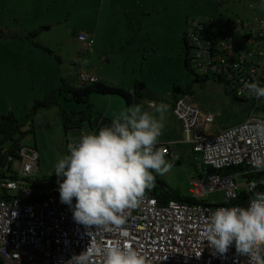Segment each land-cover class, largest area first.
<instances>
[{"label":"built area","instance_id":"2783aa9c","mask_svg":"<svg viewBox=\"0 0 264 264\" xmlns=\"http://www.w3.org/2000/svg\"><path fill=\"white\" fill-rule=\"evenodd\" d=\"M231 24L232 28L193 19L187 22L184 38L189 69L199 77L222 83L227 92L247 102L258 115L251 112L242 123L208 135L206 126L214 123L216 114L204 113L187 95L174 99L172 112L184 138L157 147L165 150V158L175 160L178 146L189 145L198 157L199 167L209 170L189 181L191 202L170 200L163 205L146 193L142 204L128 212L123 226L127 236L120 231L88 235L73 221L69 207L59 202L58 178H38L36 156H24L21 149L18 159L8 156L7 166L0 167V218L10 221L7 229L6 222L0 225V264H67L88 246L96 249L91 264H102L101 249L117 239L146 255L150 264H246L233 248L222 255L215 253L202 236L211 211L247 207L250 197L264 192L259 190L264 187V171L253 166V153L262 149L250 133L255 122L264 120V102L249 98L244 88L251 82L264 86V21L236 19ZM76 40L82 44V53L91 51L93 40L87 32H78ZM74 75L78 86L98 81L81 67ZM5 170L19 171L22 177H6ZM10 191L17 194L8 196ZM215 193L223 202L205 201L206 196Z\"/></svg>","mask_w":264,"mask_h":264},{"label":"rangeland","instance_id":"374dc122","mask_svg":"<svg viewBox=\"0 0 264 264\" xmlns=\"http://www.w3.org/2000/svg\"><path fill=\"white\" fill-rule=\"evenodd\" d=\"M7 8L20 10L23 16L21 24L27 33L40 27L48 28L41 30L35 41L50 49L52 54L36 48L41 53L38 54L39 65L43 68L34 74L39 82L44 79L48 93L60 85L64 71L81 62L91 73L105 81L120 84L125 90L131 88L135 80L141 81L145 85L142 91L145 99L141 102L145 110L152 111L154 104L164 103L169 106L166 114L169 118L174 86L184 89L190 85L188 99L203 111L217 114L215 125L218 128L236 126L252 112L249 104L227 94L222 83L212 80L193 83L194 75L184 67L181 38L186 19L207 25L227 24L230 28L236 19L249 21L256 17L264 20L261 0H9ZM2 17L7 18V15L2 14ZM79 31L87 32L93 40L91 51L85 54L82 53V44L75 38ZM72 78L75 79L74 74ZM147 97L158 98L161 102ZM2 100H5L4 96ZM2 100L0 109L3 110ZM89 103L94 118H98L99 113L113 118L127 108L124 101L116 96L93 95ZM32 106L28 112L32 111ZM64 106L67 109L77 107L73 103ZM252 113L258 115V111ZM24 114L19 111L15 116L19 119ZM32 119V123L27 122L25 127H31L33 133H28L19 145L27 157L34 156V148H37L38 178L54 177L55 173L49 174L54 170L57 159L67 154L65 145L70 137H66L55 108L38 110ZM8 147L9 144L4 145V148ZM188 158L184 154L179 165L157 176L183 198H189V181L206 173L194 171L195 166ZM5 174L10 178L22 177L16 170H5ZM16 194V191L7 193L8 196ZM220 200L219 193L205 197L209 204H217Z\"/></svg>","mask_w":264,"mask_h":264},{"label":"clouds","instance_id":"9594fccd","mask_svg":"<svg viewBox=\"0 0 264 264\" xmlns=\"http://www.w3.org/2000/svg\"><path fill=\"white\" fill-rule=\"evenodd\" d=\"M244 88L249 98L264 102V86L251 82ZM168 110L164 103L154 104L152 111L144 110L141 104L129 106L115 114L109 124L86 131L68 143L67 154L57 159L49 175L55 173L58 178L59 202L69 207L73 221L88 235L120 231L127 236L123 226L129 210L142 204L157 176L173 168L165 150L157 147ZM250 133L262 149L253 153V166L264 171V120L255 122ZM5 222L7 229L10 221L0 218V225ZM202 236L217 254L233 248L246 264H264V192L250 197L247 207L211 211ZM101 251L102 264H150L146 255L119 239ZM95 252L88 246L67 264H91Z\"/></svg>","mask_w":264,"mask_h":264},{"label":"crops","instance_id":"0c3cea01","mask_svg":"<svg viewBox=\"0 0 264 264\" xmlns=\"http://www.w3.org/2000/svg\"><path fill=\"white\" fill-rule=\"evenodd\" d=\"M21 1L22 0H20V2ZM8 3H9V0H0V30H2V33H3V36L0 37V100H2V96L5 97V100H2L4 106H3V110L0 109V116L11 113L16 120L20 121L19 119H21L23 116L25 117L27 113L28 114L30 113L28 112V110H31L30 108L33 105L34 100L43 99L44 96L48 93V91L46 90L44 79H42L39 82V78L34 75L36 72L42 71V68H43L41 67V65H39L40 57L38 54L41 55V53H38L37 51L38 49L33 47L31 44L19 38V36H24L27 33L26 30L25 31L23 30V27L21 24L23 16L19 9L7 8ZM9 12H11V14H9ZM2 14H6L7 18L2 17ZM253 18H256V17H253ZM256 19H259V18H256ZM259 20H262V19H259ZM187 22H188V19H186L185 21V30H186ZM38 29H34V30H38ZM34 30H31V31H34ZM14 36H18V37H14ZM75 38H76V34H75ZM78 67L83 68L89 74L95 75L94 73H91L90 71H88L89 69H87V67H84L80 62L79 64L73 65L71 68L64 71L63 74L60 76V81L63 78H67V77L72 78L73 74H75L76 68ZM95 76L98 78V80L102 82L110 83L114 86L121 88L120 84H115L114 82L105 81L99 78L97 75ZM131 88L126 89V90L130 91ZM176 97H179V96H176ZM173 101L174 99H172V102L170 105L171 112H172ZM64 108L67 109L66 106H64ZM198 108L201 111H203L200 107ZM72 109L73 108H70L67 110H72ZM78 110L83 111L84 107H79ZM19 111H22L25 114L18 119L17 116H15V113ZM203 112L207 113L209 111H203ZM172 115H173V112H172ZM172 115L170 118L168 116L165 119L166 126L164 129V134L160 139V143L180 141L184 138L180 122L176 118H173ZM99 116H101V118H107L106 116L101 115V113H99ZM107 119L111 120L112 118H107ZM215 119L212 125L206 126L205 134H208V135L215 134L221 130L226 129V128H222V129L218 128L215 125ZM87 126L89 125L83 126L81 128L82 130L80 129V130L69 131L68 134H66V137H70V138H68L69 141L66 143V145H68V143L74 141L75 139H78L80 135L82 134V132L90 131V129ZM26 129H27L26 127L23 128V130H26ZM91 130H95V128ZM34 153L38 161L39 155L37 154V148ZM178 153H179V156L175 160L166 158L173 163V166L179 165L183 161L184 154H187L189 157L188 158L189 161L190 162L192 161L191 165L195 166L194 171H207V169L204 166L199 167V163L197 159L198 157L192 153L191 147L189 145H185V144L179 145ZM3 154L4 156L6 155L4 151H2L0 153V157ZM7 157H5L4 160L0 159V167L4 166ZM37 163L39 167V162ZM221 202H223V200L219 201V203Z\"/></svg>","mask_w":264,"mask_h":264},{"label":"trees","instance_id":"16d2710c","mask_svg":"<svg viewBox=\"0 0 264 264\" xmlns=\"http://www.w3.org/2000/svg\"><path fill=\"white\" fill-rule=\"evenodd\" d=\"M192 20V19H191ZM190 21V20H188ZM41 30H48L46 27H41L38 30H34L26 33L24 36H19L22 40L28 42L33 47L40 49L44 53L52 54L50 49L42 46L41 44L35 41L37 34ZM78 33V32H77ZM3 36L2 30H0V37ZM185 33L181 38V42L183 44V49L185 53L184 59V67L185 69L194 75V82L199 83L202 81L210 80L207 77H199L195 75L189 69V51L188 47L185 43ZM18 37V36H14ZM218 82V81H217ZM145 89V85L136 80L134 81L132 88L130 91L124 90L117 86H114L110 83L102 82L98 80L95 83L86 84L83 86L75 85L74 78H63L60 81V85L46 94V96L41 100H34L32 111L26 115L23 120H16L11 113L0 116V153L4 151V154L0 157V159L4 160L5 157L11 156L13 159H18L17 153L23 148L20 146L21 140L28 134L33 133V129L30 127L27 130H23L25 124L27 122L32 123V116L38 110H50L55 108L57 110L59 119L64 129L65 135L68 134L69 131L80 130L83 126H87L90 130L95 128L98 129L101 126L109 124L111 122L110 119L94 118L91 115V105L89 103L90 97L93 95L100 96H116L121 98L126 107L132 106L133 104H141L145 110L144 105L141 103L144 98V93L142 92ZM227 94H230V91H226ZM173 93L171 94V98L175 99L177 95L175 94H183L190 95V85H188L184 89H180L179 87H173ZM151 101L155 100L156 102H161L160 99L155 97H147ZM237 100L235 97H233ZM240 101V100H237ZM243 102V101H240ZM73 103L75 108L72 110H67L64 108L65 104ZM78 106H83L84 110H78ZM245 121V120H244ZM82 130V129H81ZM67 143V142H66ZM9 144L8 148H4V145ZM67 145H65V148ZM36 151V147L34 148V152ZM179 156V155H178ZM207 171H209L207 169ZM231 171H235L234 169ZM56 180L57 176L51 177L49 176L47 180ZM57 187V186H56ZM260 191H264V187L259 189ZM152 197L156 198L159 204H165L170 200H175L179 202H191L189 198H183L177 194L176 191H172L169 186L163 182L155 178V186L150 190L146 191ZM243 199V197H242ZM226 204V203H222ZM232 203H227L226 205H231Z\"/></svg>","mask_w":264,"mask_h":264},{"label":"flooded vegetation","instance_id":"af4514ba","mask_svg":"<svg viewBox=\"0 0 264 264\" xmlns=\"http://www.w3.org/2000/svg\"><path fill=\"white\" fill-rule=\"evenodd\" d=\"M73 142V141H72Z\"/></svg>","mask_w":264,"mask_h":264}]
</instances>
